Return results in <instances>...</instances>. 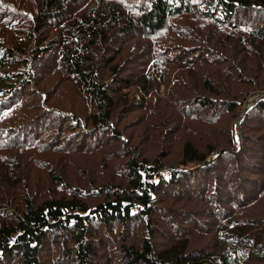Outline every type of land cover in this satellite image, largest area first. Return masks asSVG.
<instances>
[{
	"label": "trees",
	"instance_id": "trees-1",
	"mask_svg": "<svg viewBox=\"0 0 264 264\" xmlns=\"http://www.w3.org/2000/svg\"><path fill=\"white\" fill-rule=\"evenodd\" d=\"M256 89L264 0H0V264H264Z\"/></svg>",
	"mask_w": 264,
	"mask_h": 264
},
{
	"label": "rangeland",
	"instance_id": "rangeland-1",
	"mask_svg": "<svg viewBox=\"0 0 264 264\" xmlns=\"http://www.w3.org/2000/svg\"><path fill=\"white\" fill-rule=\"evenodd\" d=\"M68 85V84H67ZM63 86L62 87V94L60 96V98H58L57 96V91L53 90V87L50 85H41V87L39 88V92H40V95H38L37 98L34 99L35 103H38V104H42L43 102L45 103H52L53 105L56 104H60L61 106H63L64 109H67V110H70V107L71 109H77L76 112L78 113H84L85 112V109L83 107L84 103L82 101V99L80 98H76L73 94V91L71 90H67L65 87L67 86ZM258 90H264V89H256L252 92H250L246 98V100L250 97V95ZM28 93V91L26 92ZM47 93V97L49 98V100H44V95ZM51 93H52V98L50 99V96H51ZM245 100V101H246ZM245 104V103H244ZM243 108H244V105L242 107V111H243ZM27 109L26 106H24L23 110ZM242 111H241V114H242ZM241 118V116H240ZM238 124V122H237ZM25 156V155H24ZM49 244H51L48 249L50 250V252L52 253V258L53 256H56V255H61V250H62V245L59 244H54L52 242H50ZM46 256L44 258V260H46Z\"/></svg>",
	"mask_w": 264,
	"mask_h": 264
},
{
	"label": "water",
	"instance_id": "water-1",
	"mask_svg": "<svg viewBox=\"0 0 264 264\" xmlns=\"http://www.w3.org/2000/svg\"><path fill=\"white\" fill-rule=\"evenodd\" d=\"M264 99V90H258L250 95L245 101L244 108L241 114V118L245 115L248 109L255 106L260 100Z\"/></svg>",
	"mask_w": 264,
	"mask_h": 264
}]
</instances>
